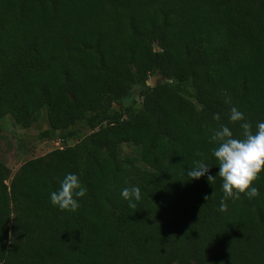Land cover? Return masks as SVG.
Returning <instances> with one entry per match:
<instances>
[{"label": "trees", "instance_id": "obj_1", "mask_svg": "<svg viewBox=\"0 0 264 264\" xmlns=\"http://www.w3.org/2000/svg\"><path fill=\"white\" fill-rule=\"evenodd\" d=\"M232 107L264 122V0H0V131L44 113L39 139L77 140L9 184L0 160V264H264V171L219 210L209 140L239 136ZM195 162L215 181L189 179ZM68 173L87 190L75 212L50 200Z\"/></svg>", "mask_w": 264, "mask_h": 264}, {"label": "clouds", "instance_id": "obj_2", "mask_svg": "<svg viewBox=\"0 0 264 264\" xmlns=\"http://www.w3.org/2000/svg\"><path fill=\"white\" fill-rule=\"evenodd\" d=\"M226 99L225 103H229ZM213 120L221 121L220 114H214ZM229 124L245 121L244 114L232 107L229 112ZM241 132L234 136L230 127L220 123L218 129H214L209 142L216 145L212 155L218 162L219 176L222 180L224 197L220 202L219 210H227L228 199H240L241 193L249 199L259 195L253 182L264 171V122L256 125L253 131L249 122L240 123ZM210 166L203 162H195V166L187 170L189 179H200L206 176L209 183L214 182L216 176L209 174ZM86 188L81 184L78 175L68 173L60 182V187L50 193V200L61 211L75 212L79 208V198L86 195ZM121 196L128 201L130 208H136V202L141 200V190L137 186L122 189ZM207 201L209 196H205Z\"/></svg>", "mask_w": 264, "mask_h": 264}, {"label": "rangeland", "instance_id": "obj_3", "mask_svg": "<svg viewBox=\"0 0 264 264\" xmlns=\"http://www.w3.org/2000/svg\"><path fill=\"white\" fill-rule=\"evenodd\" d=\"M157 80L158 78H154L153 81L149 79L147 82L149 85H155ZM126 103L127 101H124L120 106ZM48 128L44 113L41 115L40 120L30 127L15 124L9 116L3 120L0 131V160L10 170L7 184L27 160L44 156L54 149L72 146L77 142L76 139H68L64 142L39 139V133ZM122 151L139 160V148L125 144L122 146Z\"/></svg>", "mask_w": 264, "mask_h": 264}, {"label": "water", "instance_id": "obj_4", "mask_svg": "<svg viewBox=\"0 0 264 264\" xmlns=\"http://www.w3.org/2000/svg\"><path fill=\"white\" fill-rule=\"evenodd\" d=\"M154 78H160V76H157V77L152 76V77L150 78V80L153 81ZM146 83L148 84V82H146ZM148 85H149V84H148ZM69 97H70L71 100H73V96H72L71 94H69Z\"/></svg>", "mask_w": 264, "mask_h": 264}, {"label": "flooded vegetation", "instance_id": "obj_5", "mask_svg": "<svg viewBox=\"0 0 264 264\" xmlns=\"http://www.w3.org/2000/svg\"><path fill=\"white\" fill-rule=\"evenodd\" d=\"M155 77H157V76H155ZM159 79V78H158Z\"/></svg>", "mask_w": 264, "mask_h": 264}]
</instances>
